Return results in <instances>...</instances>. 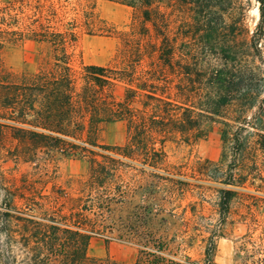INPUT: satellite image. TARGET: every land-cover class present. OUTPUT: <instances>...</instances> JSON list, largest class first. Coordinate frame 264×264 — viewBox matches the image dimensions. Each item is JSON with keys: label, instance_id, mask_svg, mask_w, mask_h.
Wrapping results in <instances>:
<instances>
[{"label": "rangeland", "instance_id": "obj_1", "mask_svg": "<svg viewBox=\"0 0 264 264\" xmlns=\"http://www.w3.org/2000/svg\"><path fill=\"white\" fill-rule=\"evenodd\" d=\"M152 7L162 13L166 33L173 39L172 62L176 68L179 62L183 63L186 59V52L189 55L195 53L194 56L201 60L198 52L201 45L199 33L205 24L203 19L234 25L237 27L234 38L240 43L250 41L259 20L256 0H201L198 8L189 0H152ZM200 10L203 11L202 22L199 21ZM143 27L147 30H142ZM42 29L72 33L73 39L67 49L69 64L78 84L82 83L81 76L86 65L123 67L127 63L120 50L125 47L122 38L128 33L140 42L141 54L132 64L138 77L133 80L132 86L147 79L162 85V92L158 93L179 102L191 103L198 96L191 91L188 95L177 92L175 84L178 78L167 68L159 76L165 78L150 80L146 71L157 67V54L153 53L154 46L150 44L158 43V38L151 23L144 21L140 5L129 6L112 0H0V179L7 188L17 189V207L43 223L51 219L61 225H80L81 215H86L98 229L91 234L87 250L91 258L133 264L139 256H143V248L136 235L123 228L125 224L122 222L126 218L138 225V231H152L162 236L168 243L166 253L176 256L186 253L193 258H201L207 233L200 225L194 229V225L215 222L218 218L215 211V188L218 184L200 174L198 166L206 160L215 162L221 157L220 120H204L197 135L176 134L162 144L154 140V147L163 149L166 154L155 171L163 175L170 172L173 177H181L189 183L185 191L169 202L162 199L165 194L162 186L147 185L151 179L149 174L154 169L146 167L144 173L140 171L143 169L141 155L131 160L101 147H89L93 152H83L72 150L51 138L33 136L26 130H39L32 125L35 123L32 113L22 108V88L11 84L20 83L23 76L51 66L52 60L45 57V43L35 41L30 35V31ZM261 48L264 56V36ZM248 50L255 56L252 48ZM46 60L50 61L49 65ZM108 91L119 99L123 87L114 85L106 93ZM129 105L132 108L141 107L138 97L130 100ZM130 133L127 121L118 119L104 123L95 140L100 146H124L130 140ZM74 137L76 139L71 140L76 144L86 139L85 123ZM250 146L249 164L253 163L256 168L250 172L243 189L250 196L241 197L247 198V202L239 198L232 201L223 236L216 239V264H233L236 250L248 239L264 247V202L260 200L264 198V151L254 143V138ZM102 155L120 159L126 165H119L116 171L106 174L104 186L85 185L90 177V159L111 163ZM176 172L181 174L177 176ZM127 188V201L122 207L113 204L115 209L109 218L107 212L98 211L95 207L91 211L82 209L85 203H90L88 199L102 194L103 189L117 193L119 189ZM251 196L259 199L250 204ZM2 197L0 190V211ZM192 203L195 204L194 215L190 208ZM144 207H147V218L136 217L145 211ZM161 208L166 211L172 208L176 216L159 211ZM75 212L79 214L74 215ZM161 217L166 221H161ZM19 245L14 244L11 253L16 256L14 264H25L21 260L25 252Z\"/></svg>", "mask_w": 264, "mask_h": 264}, {"label": "trees", "instance_id": "obj_2", "mask_svg": "<svg viewBox=\"0 0 264 264\" xmlns=\"http://www.w3.org/2000/svg\"><path fill=\"white\" fill-rule=\"evenodd\" d=\"M112 1L129 6L140 5L144 21L150 22L153 27L158 43L150 46H154L152 51L157 54V67L146 71L150 74V80L165 78L159 76L167 68L178 78L175 84L177 92L182 95L195 92L198 94L196 100L184 103L162 95L158 93L162 92V85L147 79L132 86L133 80L138 79L132 64L141 54L140 42L131 34L125 33L126 36L122 38L125 47L120 51L126 56L127 62L123 67L86 65L83 67L82 83L78 84L69 64L70 53L67 49L69 41L73 39L72 33L49 29L32 30L30 35L35 41L45 43V57L52 61L46 60V64L51 63L49 68L39 69L36 73L23 76L20 83L11 84L15 88H22V108L32 113L35 121L32 125L39 130L26 132L38 138H51L72 150L93 152L88 148L101 147L131 160H136L141 155L143 169L140 171L144 173L146 167L154 169L149 174L151 179L147 185L157 188L162 186L165 193L162 199L169 202L175 195L185 191L189 183L181 177H173L170 172L163 175L155 171L166 154L163 149L154 147V140L162 144L176 134L197 135L201 132L204 120H220V138L223 144L221 157L215 162L206 160L198 166L200 174L218 184L215 188V211L218 218L215 222L194 225V229H198L197 225H200L202 231L207 233L202 257L197 259L186 253L180 256L166 253L168 243L162 236H157L152 231H138V225L128 222V218L122 222L125 224L123 228L132 231L143 248V256H139L133 264H216V239L223 236L231 203L236 198L247 202V198L241 197L250 196L243 189L250 172L256 168L253 163L249 164L252 138L258 148L264 151V56L261 52L264 0H256L259 20L249 42L240 43L234 38L237 33L234 25L203 19L205 24L199 33L201 45L198 52L201 60L194 56L195 53L189 55L186 52V59L183 63L179 62L177 68L172 62L173 39L166 33L165 19L159 10L152 7V0ZM189 1L195 7H200L201 0ZM199 12L201 21L203 11ZM142 30L147 29L143 27ZM250 48L256 52L255 56L253 52L249 54ZM191 58L193 61L190 62ZM114 85L123 87L122 97L119 99L110 95V91L106 93ZM136 97L140 101V108L129 105V101ZM118 119L127 121L131 132L129 142L116 147L98 145L95 137L102 125ZM84 123L86 139L76 144L71 139H76L74 134ZM102 156L109 158L111 163L90 159V177L85 185L104 186L106 174L116 171L119 165H126L120 159ZM175 174L178 176L181 173ZM0 190L3 192L0 211V264H14L16 256L11 253L14 244L18 243L25 252L21 259L25 264H118L88 256L91 234L98 232V229L86 215H81L80 225H61L62 223L51 219L48 223H43L17 207L15 199L19 193L16 188H7L0 179ZM103 190L102 194L88 199L90 203H85L82 209L91 211L95 207L98 211L107 212L109 218L115 209L112 205L122 207L127 201L129 190L119 189L117 193H112L109 189ZM257 198L252 197L249 203L252 204ZM260 200L264 202V198ZM190 208L194 215L195 204H190ZM144 210L141 215L135 216L147 218V207ZM159 211L176 216L172 208L167 211L161 208ZM76 214L79 213L75 212L74 215ZM161 221L166 220L161 217ZM233 264H264V247L251 239L246 240L236 250Z\"/></svg>", "mask_w": 264, "mask_h": 264}]
</instances>
